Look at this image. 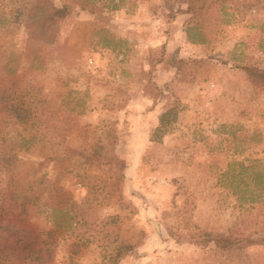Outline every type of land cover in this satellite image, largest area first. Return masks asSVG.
<instances>
[{
    "label": "rangeland",
    "instance_id": "obj_1",
    "mask_svg": "<svg viewBox=\"0 0 264 264\" xmlns=\"http://www.w3.org/2000/svg\"><path fill=\"white\" fill-rule=\"evenodd\" d=\"M229 1L226 13L198 21L206 41L192 44L180 3L93 0L91 12L53 0L71 10L58 20L0 0V146L19 155L13 188L31 197L28 227L54 230L68 213L72 227L52 264H264V245L221 253L191 238L264 237V90L243 70L264 69V0ZM179 59L204 61L192 83L179 81ZM40 89L61 134L33 140ZM175 100V123L151 143ZM13 106L28 109L27 124ZM111 129L125 167L121 192L106 168L69 151L89 153Z\"/></svg>",
    "mask_w": 264,
    "mask_h": 264
},
{
    "label": "trees",
    "instance_id": "obj_2",
    "mask_svg": "<svg viewBox=\"0 0 264 264\" xmlns=\"http://www.w3.org/2000/svg\"><path fill=\"white\" fill-rule=\"evenodd\" d=\"M20 1L24 2V4L33 5L31 11L44 19H65L71 12L68 5L64 4L58 7L54 5L53 0ZM92 2L93 0H76L82 10L91 12L98 10L96 7L90 8V5H87V3ZM176 3L187 6L186 13L190 15V19L187 24L186 35L188 41L192 44H201L206 41L202 33H197L198 21L214 18L218 13H226L227 5H232L229 0H165V4L169 8H173ZM114 8H117V6H114ZM102 44L104 47H109L111 41L106 38ZM203 63L204 61L197 59H179L173 62V67L176 69V75L179 77L180 82L192 83L196 79L198 68ZM243 70L256 91L264 90V69L247 67ZM37 95L39 100L36 102L35 111L38 113V121L36 123L37 132H35L33 140L37 136L45 138L51 132L56 137L60 136L58 123L53 122L51 117L49 118L52 113H49L50 111H47L48 109L43 106L41 89ZM179 106V101L175 100L159 116L158 125L149 137L151 143H161L169 128L177 119ZM11 111L15 114L19 123L27 124L28 109L25 108L20 111L13 106ZM47 113L50 115L48 116ZM64 135L61 137H65ZM108 137L109 140L106 144H96L87 154L70 148L69 151L82 158L84 166L106 168L111 174L109 185L116 192H121L125 178V167L124 163L115 154L118 138L114 130H109ZM18 161L19 155L17 153L0 146V171L7 177L8 183L5 187H0V205L2 209L0 215V264H52L55 260L56 252L62 243V238L66 235V231L72 227L69 224L68 213L65 214L64 221L57 224L54 230H34L25 224L29 215L28 209L31 205V197L19 194L16 192V188H13L16 179L15 167ZM251 201L256 202L255 199H251ZM77 223L78 220L75 224ZM191 238H198L199 243L204 245L213 243L215 248L221 253L237 251L252 245H264V237L253 239V233L242 237L234 230H230L228 233L201 231L197 236L192 235ZM142 243L143 240L141 239L135 245H126L118 248L114 260L118 259L124 252L137 248Z\"/></svg>",
    "mask_w": 264,
    "mask_h": 264
}]
</instances>
